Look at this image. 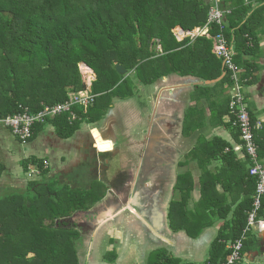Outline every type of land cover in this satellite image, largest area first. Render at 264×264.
<instances>
[{"label": "trees", "instance_id": "16d2710c", "mask_svg": "<svg viewBox=\"0 0 264 264\" xmlns=\"http://www.w3.org/2000/svg\"><path fill=\"white\" fill-rule=\"evenodd\" d=\"M252 1L223 0L224 8L231 14L223 30L214 26L211 31L213 37L223 33L235 43V63L244 70L240 74L243 87L252 86L258 80L254 76L257 69L254 61L246 58L258 54L254 23L262 19L264 6L253 11ZM209 7L203 0H0V118L18 115L25 108L37 114L45 105L64 103L70 93L82 91L85 88L80 72L82 63L97 76L93 84L97 98L87 112L76 109L79 120L73 123L67 115L47 122L53 124L58 136L65 140L76 134L82 122H100L115 99L133 98L135 83L150 86L171 75L202 81L222 78L227 71L222 60L212 52V39L199 37L193 41L188 38L180 42L173 33L176 27L194 31L205 26ZM158 45L162 53L156 50ZM118 65L127 75L118 73ZM229 82L227 73L214 86L197 89L208 94L212 88H222ZM230 102L231 97L226 110L213 113L212 122L217 120V125L225 126L223 118L230 115L234 139L240 144V132L234 126L236 118L231 115ZM246 103L255 122L256 114L247 99ZM197 113L193 107L187 114V120L191 121V125L185 126L187 134L204 126V119L195 121ZM45 127L46 124H37L28 142L34 141ZM255 136L259 158L264 162V131L256 132ZM200 144L196 151L206 148L209 151L206 161H202L206 173L202 206L217 209L223 222L205 264L224 263L232 252L228 244L243 237L241 259L236 263L242 264L245 253L257 244V239L251 237L253 231L244 238L257 181L250 175L248 158L239 159L233 145L217 137ZM212 160L223 164L217 175L207 169V163ZM30 164L40 170L44 168V161L34 157L24 161L25 172ZM5 171V165L0 163V178ZM47 173V170L41 172L43 176ZM184 178L177 184L181 191L180 183ZM218 183L224 187L223 194L217 193ZM102 188L95 183L86 191L60 185L58 181H32L24 193L12 194L0 203V264H80L81 233L66 222L76 213L88 211L101 202L105 196ZM192 188L190 186L185 198L188 199ZM184 206L187 203L182 201L174 204L172 210ZM184 216H189L186 211ZM258 219L264 220V199ZM172 222L174 228L175 221ZM189 223L191 225L185 229L176 226L174 230H186L189 237L197 239L205 225L199 228L191 219ZM108 256L114 260L116 253ZM148 264H181V260L167 255L165 250H158L150 254Z\"/></svg>", "mask_w": 264, "mask_h": 264}, {"label": "crops", "instance_id": "0c3cea01", "mask_svg": "<svg viewBox=\"0 0 264 264\" xmlns=\"http://www.w3.org/2000/svg\"><path fill=\"white\" fill-rule=\"evenodd\" d=\"M203 1L209 3L208 0ZM251 4L253 11L264 6V2L259 3L257 0H253ZM261 17L262 19L254 23L258 33V54L251 59L246 58L254 61L257 67L254 76H257L258 80L256 84L246 87L245 91L247 102L254 110L257 119L264 118V15ZM232 43L236 51L235 43ZM224 77L225 74L219 80L202 81L195 77L171 75L150 86L135 83L133 98L115 99L112 108L100 122L94 124L82 122L80 129L70 139L60 138L54 125L46 124L38 136L44 139L45 144L44 147H40L45 152L42 158L34 153V149H37L38 137L25 145L9 130L0 127V163L6 167L5 173L0 178V203L7 201V198L13 196L12 194L24 193L32 181H58L60 185L86 191L97 183L103 186L104 199L90 210L78 212L68 220L81 221L92 212L96 215L93 223H84V227L77 228L82 238L78 247L79 257L87 247L86 241L91 244L90 251L100 245L99 236L102 231H108L106 234L109 235L107 240L109 247L106 252L109 254L116 252V257L112 260L108 256L109 263L89 259L80 264H148L150 254L158 250H165L167 255L181 260V264H205L223 222L217 209L202 206L203 177L206 174L202 161H206L209 151L207 148L204 151H196V149L201 145V141H211L215 137L233 146L237 145V141L234 139V129L229 124L230 115H225L223 118L225 126L217 125V120L212 122L213 113L219 114L228 107L231 97L230 82L222 88H212L208 94L202 93L197 88L212 87ZM144 100L148 103H143ZM126 101L139 104V106L135 104L137 108L134 110L135 126H130L126 132V135L130 136L127 142L129 159L126 161L132 163L133 156L136 155L138 159L137 163L135 160L133 162L136 166H132V171L135 172L137 169L139 175L135 186L140 187L137 196L130 193L133 190L130 188L133 180L121 190L113 188L106 181V173L111 166L109 159L120 155V137L115 131L119 123L116 112L122 102L126 104ZM117 102L120 103L116 107ZM193 107L198 111L195 121L204 119L205 123L202 128L187 134L185 126L187 123L191 125V121L187 120V114ZM76 109L81 111L79 108ZM8 139L13 141V145L7 142ZM98 139L101 141L99 142ZM64 142H68V145ZM104 143H110L111 148L101 150L100 147ZM29 144L35 146L34 149L27 148ZM14 146L17 147L18 153H15ZM64 148L69 152L67 155L64 154L66 152L63 151ZM57 150L60 153L56 152ZM52 152L54 155L51 154ZM48 153L50 156H47ZM235 154L239 159H245L242 154ZM16 155L18 158L14 160ZM34 157L48 162L49 165L47 167L44 165L42 168L48 171L45 176L41 174L43 170L39 167L38 175L31 174L37 167L34 164H30L28 172H25L24 161ZM51 157L54 170H52ZM18 163L22 166L20 171H23L24 176L28 178L24 179V176L14 169L13 165ZM79 166H85L87 171L93 168L89 172L91 176L87 178L88 172L76 173L81 169ZM222 166L220 160L207 163L208 171L215 175L220 172ZM183 176L186 179H182L180 183L181 191L177 189V184ZM88 179L96 182H89ZM190 186L193 188L187 199L185 196ZM216 187L217 193H224L222 184L218 183ZM182 201L184 204L187 203V206L177 207L173 211L174 204ZM229 202H231L230 197ZM185 211L188 217L184 216ZM193 215H196L194 219H192ZM189 219L199 228L205 225L197 239L189 237L186 230H174L176 226L182 229L190 226ZM172 221H175L174 228ZM102 222L104 226L101 229ZM76 223L78 224V221ZM86 226L91 227V230L86 232ZM251 237L257 239V244L245 253L242 264H264V232H253ZM230 245L231 243L228 244V249Z\"/></svg>", "mask_w": 264, "mask_h": 264}, {"label": "built area", "instance_id": "2783aa9c", "mask_svg": "<svg viewBox=\"0 0 264 264\" xmlns=\"http://www.w3.org/2000/svg\"><path fill=\"white\" fill-rule=\"evenodd\" d=\"M247 2L249 0H246ZM209 14L207 23L203 27H198L194 31H186L181 27H176L173 33L178 41L182 42L188 38L195 40L199 37H206L214 41L213 54L222 60L226 73L230 74V81L233 89L230 102V112L236 120L234 126L240 132V144L233 147L235 153H240L246 156L251 164L250 175L257 181L256 193L254 196L253 208L249 213L248 226L244 231V238L249 232L254 229L262 233L264 231V220L258 219L259 212L262 208V200L264 199V162L259 158V147L256 142L255 133L264 131V118H260L253 122L248 105L246 103L243 85L240 83L242 69L235 63L236 51L234 44L229 41L223 33L213 37L211 31L214 26L224 29L226 18L231 14V11L226 10L223 6V0H208ZM159 52L162 49L159 46ZM80 72L85 88L76 93H70L68 100L64 103H59L53 106L45 105L43 110L37 114H31L28 108L15 116L0 118V127L9 130L17 139L23 143H27L33 137V129L37 124H47L49 120L64 115L69 116L71 123L79 120L76 108L86 112L88 108L94 105L97 95L93 93V84L96 81L95 72L86 64H80ZM47 167L49 164L44 161ZM32 173L39 174L37 167L32 170ZM242 240H237L230 245L229 249L232 252L228 255L226 261L222 264H236L241 259V251L243 250Z\"/></svg>", "mask_w": 264, "mask_h": 264}, {"label": "rangeland", "instance_id": "374dc122", "mask_svg": "<svg viewBox=\"0 0 264 264\" xmlns=\"http://www.w3.org/2000/svg\"><path fill=\"white\" fill-rule=\"evenodd\" d=\"M157 51H159L158 47H157ZM243 72H244V70H242V73ZM240 83H241V85L243 84V80L241 77H240ZM246 87L247 86H245V85L243 87L244 94L246 91ZM232 89H233V85H232V82L230 81L231 95H232ZM128 102H129V104H128ZM145 102L148 103V101L144 100L143 103H145ZM118 103H120V102H117L116 107L119 105ZM135 104H137V103H135L133 101H126V104L122 102V105L118 108V110L116 112L119 123H118V126L116 127L115 131L120 137V145L119 146H121V150L119 151L120 155L118 157H114V158L109 159V163L111 166L109 167V171L106 173V181L108 183H110L113 186V188H117V189L121 190L122 187L126 186L127 183H129L133 180L131 183V186H130V188H133V190H131L130 193H132L134 196H137L138 191L140 190V187H139V185L137 188L135 186L137 183V179L139 180V175L137 174V169L135 172L132 171L133 167L136 166V163L138 160L137 155L135 157L133 156L132 163H128L126 161L129 159L127 142H128L129 137H130V136L126 135V132L129 130L130 126H135L134 125V123H135V116H134L135 114L134 113H136V112L134 110H137V108L135 107ZM137 105L139 106V104H137ZM143 105H145V104H143ZM143 105H141V106L143 107ZM143 108H145V107H143ZM95 135H96V137H98L97 133H95ZM98 141L100 142L101 140L98 139ZM7 142L9 144L13 145L12 140L8 139ZM28 143H25V145H27ZM64 143H67V145H68V142H64ZM41 146H43V147L45 146L44 139L41 137H38V140L36 142V148L37 149H34L33 147H35V146H32L31 144H29L27 146V148L34 149L35 150L34 153L36 154V156L42 158L45 156V152L42 151L43 149L40 148ZM99 147H100V145H99ZM16 148L14 146L15 153H18ZM79 148H81V147H79ZM63 151H66L65 148ZM56 152H59V150H57ZM68 153L69 152L66 151L64 154L67 155ZM51 154L54 155L53 152ZM47 156H50V154L48 153ZM17 158H18V156L16 155L14 157V160H16ZM134 160L136 161V163H133ZM51 164H52V170H54V165L52 163V157H51ZM13 167L17 171L18 174L21 173L22 176H24L23 171H20L22 169L21 168L22 166L19 163L14 164ZM13 167H12V169H13ZM79 168H81V169H79L76 173H78V174L82 173L83 174V173L88 172L87 178H89V176H91V174L89 172L92 171L93 168L89 169V171H87L85 166H79ZM82 168H83V170H82ZM31 174L34 175L36 173H31ZM36 175H38V174H36ZM25 178H28V177L24 176V179ZM88 180H89V182H94V183L96 182V180H93V179H88ZM104 185H106V183ZM124 189H125V187H124ZM89 213H91V212H89ZM83 218L84 219L81 221L79 219L76 220V221H78V224L76 223L75 220H73V221L70 220V222H69V220H67L68 222H66V223H68V225H70L69 227H75L77 229L80 227H84L85 226L84 223H93L94 219L96 218V215L94 214V212H92L91 214H88ZM79 222H81L82 224H80ZM103 224H104V222H102L100 224L101 229H102V226H104ZM79 225H81V226H79ZM97 227H99V225ZM85 228H86V230H85L86 232L91 230V227L86 226ZM253 232L260 233V231H258L256 229H254ZM103 233H105V234H103ZM106 233H108V231H105V232L102 231L101 232V236H99V241H101L99 243L100 245H98L97 248L95 246V248H93L91 251H90L91 244L88 241H86L87 247H85L86 249L85 248L83 249V252L81 253V255L79 257L80 263L81 262L82 263L87 262V261H89V259L90 260H96V261L101 262V263L105 262V261H108V263L110 262L109 259L107 258L109 253L106 252L107 247H109V244L107 241L109 239V235H107ZM92 239H93V236H92ZM87 240H89V239H87ZM29 257H32V255H30Z\"/></svg>", "mask_w": 264, "mask_h": 264}, {"label": "water", "instance_id": "95a60500", "mask_svg": "<svg viewBox=\"0 0 264 264\" xmlns=\"http://www.w3.org/2000/svg\"><path fill=\"white\" fill-rule=\"evenodd\" d=\"M117 71L120 75L124 76V75H127V71L121 66V65H118L117 66ZM221 79V78H220ZM219 80V79H218Z\"/></svg>", "mask_w": 264, "mask_h": 264}, {"label": "bare ground", "instance_id": "6f19581e", "mask_svg": "<svg viewBox=\"0 0 264 264\" xmlns=\"http://www.w3.org/2000/svg\"><path fill=\"white\" fill-rule=\"evenodd\" d=\"M111 148V144L110 143H104L101 145L100 149L101 150H109Z\"/></svg>", "mask_w": 264, "mask_h": 264}]
</instances>
